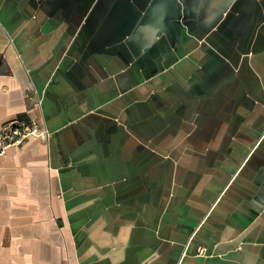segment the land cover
I'll list each match as a JSON object with an SVG mask.
<instances>
[{
  "label": "crops",
  "instance_id": "obj_1",
  "mask_svg": "<svg viewBox=\"0 0 264 264\" xmlns=\"http://www.w3.org/2000/svg\"><path fill=\"white\" fill-rule=\"evenodd\" d=\"M0 264H264V0H0ZM40 101V102H39Z\"/></svg>",
  "mask_w": 264,
  "mask_h": 264
},
{
  "label": "built area",
  "instance_id": "obj_2",
  "mask_svg": "<svg viewBox=\"0 0 264 264\" xmlns=\"http://www.w3.org/2000/svg\"><path fill=\"white\" fill-rule=\"evenodd\" d=\"M1 133L0 154L6 153L8 147L21 145L31 138L49 141L52 135V132L40 127L37 122L18 117L6 121Z\"/></svg>",
  "mask_w": 264,
  "mask_h": 264
},
{
  "label": "water",
  "instance_id": "obj_3",
  "mask_svg": "<svg viewBox=\"0 0 264 264\" xmlns=\"http://www.w3.org/2000/svg\"><path fill=\"white\" fill-rule=\"evenodd\" d=\"M2 63V60L0 59V64Z\"/></svg>",
  "mask_w": 264,
  "mask_h": 264
}]
</instances>
